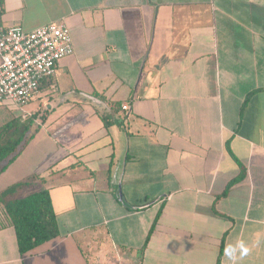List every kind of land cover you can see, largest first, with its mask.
I'll return each instance as SVG.
<instances>
[{"label": "crops", "instance_id": "0c3cea01", "mask_svg": "<svg viewBox=\"0 0 264 264\" xmlns=\"http://www.w3.org/2000/svg\"><path fill=\"white\" fill-rule=\"evenodd\" d=\"M51 22L73 53L0 192L48 190L59 234L21 255L0 203V264H264V0H2Z\"/></svg>", "mask_w": 264, "mask_h": 264}, {"label": "built area", "instance_id": "2783aa9c", "mask_svg": "<svg viewBox=\"0 0 264 264\" xmlns=\"http://www.w3.org/2000/svg\"><path fill=\"white\" fill-rule=\"evenodd\" d=\"M0 0V104L23 106L55 74L59 61L73 53L70 30L51 22L32 31L19 25L3 27ZM54 89V85L51 84ZM127 104H122L123 110Z\"/></svg>", "mask_w": 264, "mask_h": 264}, {"label": "trees", "instance_id": "16d2710c", "mask_svg": "<svg viewBox=\"0 0 264 264\" xmlns=\"http://www.w3.org/2000/svg\"><path fill=\"white\" fill-rule=\"evenodd\" d=\"M32 118H12L0 125V173L22 152L34 133ZM22 183H15L0 192V203L14 229L21 255L58 236L59 230L48 190L40 189L22 197H9ZM123 199L120 198V201ZM129 208H143L128 205ZM154 226V225H153ZM151 228V231L153 229Z\"/></svg>", "mask_w": 264, "mask_h": 264}, {"label": "rangeland", "instance_id": "374dc122", "mask_svg": "<svg viewBox=\"0 0 264 264\" xmlns=\"http://www.w3.org/2000/svg\"><path fill=\"white\" fill-rule=\"evenodd\" d=\"M38 105L37 101L34 102H28L24 104L23 106H14L10 103L6 104H0V125L4 124L5 122L11 120L12 118H16L23 114L24 111L31 112L34 111ZM30 131H34V125L32 128L30 127L27 129L26 134H30ZM15 167V166H14ZM17 173H13L15 176Z\"/></svg>", "mask_w": 264, "mask_h": 264}, {"label": "water", "instance_id": "95a60500", "mask_svg": "<svg viewBox=\"0 0 264 264\" xmlns=\"http://www.w3.org/2000/svg\"><path fill=\"white\" fill-rule=\"evenodd\" d=\"M119 195L121 196V192H119Z\"/></svg>", "mask_w": 264, "mask_h": 264}, {"label": "clouds", "instance_id": "9594fccd", "mask_svg": "<svg viewBox=\"0 0 264 264\" xmlns=\"http://www.w3.org/2000/svg\"><path fill=\"white\" fill-rule=\"evenodd\" d=\"M246 251V250H245Z\"/></svg>", "mask_w": 264, "mask_h": 264}]
</instances>
